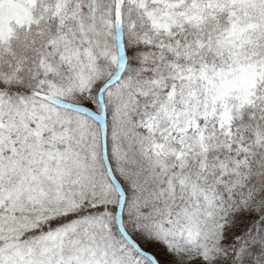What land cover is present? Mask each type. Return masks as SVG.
I'll return each mask as SVG.
<instances>
[{
	"label": "snow or ice",
	"instance_id": "obj_1",
	"mask_svg": "<svg viewBox=\"0 0 264 264\" xmlns=\"http://www.w3.org/2000/svg\"><path fill=\"white\" fill-rule=\"evenodd\" d=\"M0 264H264V0H0Z\"/></svg>",
	"mask_w": 264,
	"mask_h": 264
}]
</instances>
